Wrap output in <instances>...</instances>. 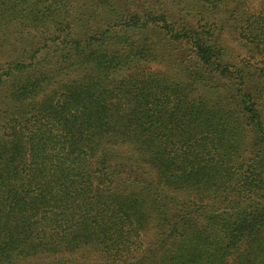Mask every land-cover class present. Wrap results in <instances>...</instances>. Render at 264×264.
Wrapping results in <instances>:
<instances>
[{"label": "trees", "instance_id": "trees-1", "mask_svg": "<svg viewBox=\"0 0 264 264\" xmlns=\"http://www.w3.org/2000/svg\"><path fill=\"white\" fill-rule=\"evenodd\" d=\"M250 3L0 0V264H264Z\"/></svg>", "mask_w": 264, "mask_h": 264}, {"label": "rangeland", "instance_id": "rangeland-1", "mask_svg": "<svg viewBox=\"0 0 264 264\" xmlns=\"http://www.w3.org/2000/svg\"><path fill=\"white\" fill-rule=\"evenodd\" d=\"M259 1H260V0H251L250 5H252L253 7H255V6L258 5ZM232 45L235 46V42H232ZM152 237H153V235H152V233L150 232V233L147 235V238H146L147 242L150 241Z\"/></svg>", "mask_w": 264, "mask_h": 264}]
</instances>
